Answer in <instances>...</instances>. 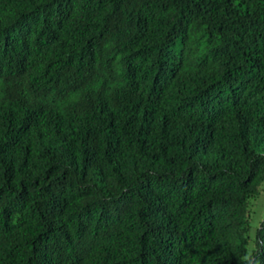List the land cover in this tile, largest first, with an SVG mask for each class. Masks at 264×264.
<instances>
[{
  "label": "trees",
  "instance_id": "1",
  "mask_svg": "<svg viewBox=\"0 0 264 264\" xmlns=\"http://www.w3.org/2000/svg\"><path fill=\"white\" fill-rule=\"evenodd\" d=\"M264 0H0V264H264Z\"/></svg>",
  "mask_w": 264,
  "mask_h": 264
},
{
  "label": "rangeland",
  "instance_id": "2",
  "mask_svg": "<svg viewBox=\"0 0 264 264\" xmlns=\"http://www.w3.org/2000/svg\"><path fill=\"white\" fill-rule=\"evenodd\" d=\"M253 211H254V214L251 216V218L254 221H257L262 216H264V189L259 199L255 203H253Z\"/></svg>",
  "mask_w": 264,
  "mask_h": 264
}]
</instances>
